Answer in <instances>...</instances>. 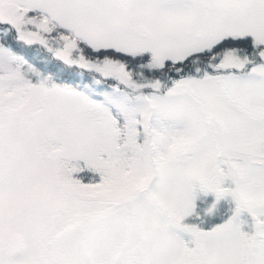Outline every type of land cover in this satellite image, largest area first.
<instances>
[{"label":"snow or ice","instance_id":"snow-or-ice-1","mask_svg":"<svg viewBox=\"0 0 264 264\" xmlns=\"http://www.w3.org/2000/svg\"><path fill=\"white\" fill-rule=\"evenodd\" d=\"M0 264H264V0H0Z\"/></svg>","mask_w":264,"mask_h":264}]
</instances>
